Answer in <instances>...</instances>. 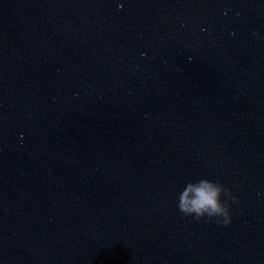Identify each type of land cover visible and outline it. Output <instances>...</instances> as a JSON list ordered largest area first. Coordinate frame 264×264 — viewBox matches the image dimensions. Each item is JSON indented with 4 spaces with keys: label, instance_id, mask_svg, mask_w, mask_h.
Masks as SVG:
<instances>
[{
    "label": "clouds",
    "instance_id": "9594fccd",
    "mask_svg": "<svg viewBox=\"0 0 264 264\" xmlns=\"http://www.w3.org/2000/svg\"><path fill=\"white\" fill-rule=\"evenodd\" d=\"M233 203H238V198L219 180L208 178L188 181L177 196V208L183 217L224 227L232 223Z\"/></svg>",
    "mask_w": 264,
    "mask_h": 264
}]
</instances>
